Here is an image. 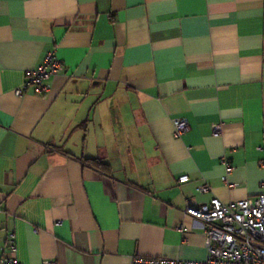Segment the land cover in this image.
Wrapping results in <instances>:
<instances>
[{"label": "crops", "instance_id": "obj_1", "mask_svg": "<svg viewBox=\"0 0 264 264\" xmlns=\"http://www.w3.org/2000/svg\"><path fill=\"white\" fill-rule=\"evenodd\" d=\"M262 160L264 0H0V263L10 231L25 264L204 260L185 208L264 193Z\"/></svg>", "mask_w": 264, "mask_h": 264}, {"label": "built area", "instance_id": "obj_2", "mask_svg": "<svg viewBox=\"0 0 264 264\" xmlns=\"http://www.w3.org/2000/svg\"><path fill=\"white\" fill-rule=\"evenodd\" d=\"M64 70L63 61L55 50L47 53L44 62L36 69L28 71L26 81L15 89L21 96L33 88L35 93L47 94L52 90V78ZM174 132L181 136L189 129V121L184 117L173 119ZM214 134H220V125H213ZM226 166L224 181L234 170L231 163L223 158ZM264 167V160L260 162ZM189 179L180 177V182ZM235 186L237 184H230ZM211 189L208 183L199 186L201 192ZM185 213L205 224V245L208 250L204 260H190L168 257H144L134 255L131 264H264V193L256 197L224 203L215 197L208 203L187 205ZM17 242L13 231L6 239V253L0 264H25L16 256ZM45 264H56L46 261Z\"/></svg>", "mask_w": 264, "mask_h": 264}, {"label": "trees", "instance_id": "obj_3", "mask_svg": "<svg viewBox=\"0 0 264 264\" xmlns=\"http://www.w3.org/2000/svg\"><path fill=\"white\" fill-rule=\"evenodd\" d=\"M93 163H96L97 165L100 163L99 160H95Z\"/></svg>", "mask_w": 264, "mask_h": 264}]
</instances>
